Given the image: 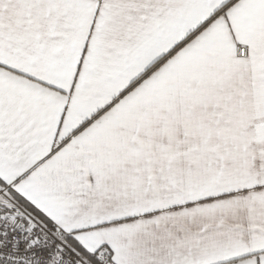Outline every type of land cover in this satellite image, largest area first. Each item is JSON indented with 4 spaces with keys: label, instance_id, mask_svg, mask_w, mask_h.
Returning a JSON list of instances; mask_svg holds the SVG:
<instances>
[{
    "label": "snow or ice",
    "instance_id": "6c2138e0",
    "mask_svg": "<svg viewBox=\"0 0 264 264\" xmlns=\"http://www.w3.org/2000/svg\"><path fill=\"white\" fill-rule=\"evenodd\" d=\"M0 264H264V0H0Z\"/></svg>",
    "mask_w": 264,
    "mask_h": 264
}]
</instances>
